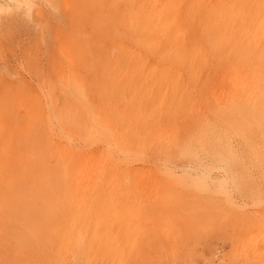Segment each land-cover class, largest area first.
Masks as SVG:
<instances>
[{
	"label": "rangeland",
	"instance_id": "obj_1",
	"mask_svg": "<svg viewBox=\"0 0 264 264\" xmlns=\"http://www.w3.org/2000/svg\"><path fill=\"white\" fill-rule=\"evenodd\" d=\"M102 1L0 0V157L10 153L8 168L16 178L20 170L13 157L21 150L35 152L34 158L41 162L31 187L18 179L11 184L8 173L1 175L0 264L105 263L98 257L92 261L83 256L68 259L32 233L35 210L45 214L50 201L59 214L64 211L65 181L63 168L49 156L46 135L38 122L32 121L30 131L23 129V112L30 110L28 104L34 94H44L47 82L53 80L52 62L58 44L64 40L87 57L83 77L92 87V102L98 103L101 98L123 111L127 119L139 122L142 118L127 103L141 92L146 73H134L135 80L131 82V73H115L108 78L100 63L102 58H111L119 51L117 45L136 52L142 63L158 62L128 28L123 29L117 22L106 24ZM185 17L190 29L189 37L180 44L182 51L187 55L194 46L200 47L206 62L177 74L181 84L177 110L172 115H160L151 129L148 126L138 131L144 143V159L131 165L120 164L111 184L114 193L103 196L100 227L118 224L119 218L124 221L129 212L137 215L129 225L140 226L141 233L136 241L139 258L132 264H264V244L260 241L261 247H257L260 236H254L256 220L264 215V174L248 164L244 142L232 129L240 122L238 114L224 109L226 96L236 97L230 84L223 80L225 64L216 52L203 46L198 20H191L187 14ZM159 100L160 97L154 104ZM141 111L144 115L149 113L150 106L143 102ZM222 127L235 154L233 159H228L229 153L223 148L213 153L201 137V133L214 137ZM93 147L98 149L100 144ZM165 165L177 173L187 170L198 175L210 168L211 172L203 184L204 190L191 188L192 185L180 188L174 177L163 173ZM59 218L63 223L65 218ZM115 230L117 234L119 230ZM247 243L255 244L254 248Z\"/></svg>",
	"mask_w": 264,
	"mask_h": 264
},
{
	"label": "bare ground",
	"instance_id": "obj_2",
	"mask_svg": "<svg viewBox=\"0 0 264 264\" xmlns=\"http://www.w3.org/2000/svg\"><path fill=\"white\" fill-rule=\"evenodd\" d=\"M101 3L106 24L117 22L123 29L128 28L158 62L157 65L142 63L136 52L117 45L119 51L111 58H102L100 63L104 77L108 74V78L125 72L131 73L128 81H134V73H146L143 80L140 78L141 92L127 103L144 120L141 118L140 123L127 119L123 111L100 101L101 98L98 103L92 102V87L83 77L88 62L86 55L69 40H59L52 62L53 80L47 82L44 94L38 92L31 98L30 110L23 112V129L30 131L32 121L38 122L46 135L45 145L51 160L63 168L64 211L59 214L50 201L45 214L35 210L32 233L38 241L54 246L71 260L83 256L91 261L101 258L104 264H132L139 258L136 241L141 233L140 226L130 228L129 225L137 215L129 212L124 221L119 218L118 224L108 223L103 229L100 227L103 225L102 200L104 202L103 196L107 193H114L111 184L120 164L131 165L144 159L141 153L144 143L138 131L148 126L151 129L160 115H172L180 105L181 84L177 74L183 69L191 71L206 60L200 47L194 46L187 55L182 51L180 44L189 37L190 29L185 14L193 21L198 20L203 46L209 52H216L225 64L223 80L230 84L236 97L227 95L224 109L238 114L240 122L232 129L244 142L248 164L264 174V0H103ZM184 7L186 11L182 10ZM158 97L159 103L154 104ZM143 102L151 109L145 115L141 111ZM160 107H164L162 112ZM217 131L214 137L205 133H201V137L212 152L223 148L229 153L228 159H233L235 154L225 136L227 132L224 127ZM96 144L100 147L93 149ZM9 154H1L0 179L6 172L11 184L18 179L31 187L37 178L35 171L41 167V162L34 158L36 153L26 149L13 157L20 170L18 178L8 168ZM215 157L218 158L216 153ZM172 168L165 165L160 170L174 177L180 188L192 185L191 188L204 190L203 184L211 172L210 167L207 173L198 175L187 170L177 173ZM60 215L65 218L63 223H60ZM259 217L254 236H260L257 241L260 248L259 242L264 244V215ZM114 229L119 232L116 234ZM254 245L248 247L254 248Z\"/></svg>",
	"mask_w": 264,
	"mask_h": 264
}]
</instances>
